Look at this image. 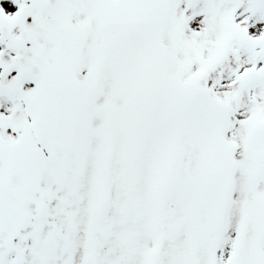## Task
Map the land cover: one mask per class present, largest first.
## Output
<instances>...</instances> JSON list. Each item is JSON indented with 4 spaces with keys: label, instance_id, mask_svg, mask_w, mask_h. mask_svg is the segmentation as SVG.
<instances>
[{
    "label": "snow or ice",
    "instance_id": "6c2138e0",
    "mask_svg": "<svg viewBox=\"0 0 264 264\" xmlns=\"http://www.w3.org/2000/svg\"><path fill=\"white\" fill-rule=\"evenodd\" d=\"M0 264H264V0H0Z\"/></svg>",
    "mask_w": 264,
    "mask_h": 264
}]
</instances>
